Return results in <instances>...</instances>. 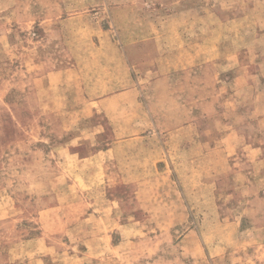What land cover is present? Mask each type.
<instances>
[{
	"label": "rangeland",
	"instance_id": "1",
	"mask_svg": "<svg viewBox=\"0 0 264 264\" xmlns=\"http://www.w3.org/2000/svg\"><path fill=\"white\" fill-rule=\"evenodd\" d=\"M0 264H264V0H0Z\"/></svg>",
	"mask_w": 264,
	"mask_h": 264
}]
</instances>
